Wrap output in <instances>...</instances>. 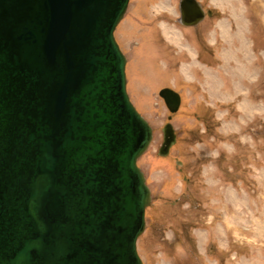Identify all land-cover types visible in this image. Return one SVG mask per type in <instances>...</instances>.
Listing matches in <instances>:
<instances>
[{"label": "water", "instance_id": "water-1", "mask_svg": "<svg viewBox=\"0 0 264 264\" xmlns=\"http://www.w3.org/2000/svg\"><path fill=\"white\" fill-rule=\"evenodd\" d=\"M128 2L0 0V264H142L152 131L115 38ZM204 16L182 0L184 23Z\"/></svg>", "mask_w": 264, "mask_h": 264}, {"label": "rangeland", "instance_id": "rangeland-1", "mask_svg": "<svg viewBox=\"0 0 264 264\" xmlns=\"http://www.w3.org/2000/svg\"><path fill=\"white\" fill-rule=\"evenodd\" d=\"M200 2L204 18L186 24L182 0H130L116 29L128 92L154 130L138 160L152 192L138 253L264 264V0ZM164 87L181 93L178 113ZM167 123L177 140L162 155Z\"/></svg>", "mask_w": 264, "mask_h": 264}, {"label": "bare ground", "instance_id": "bare-ground-1", "mask_svg": "<svg viewBox=\"0 0 264 264\" xmlns=\"http://www.w3.org/2000/svg\"><path fill=\"white\" fill-rule=\"evenodd\" d=\"M186 12V11H185ZM124 14H126V13H124ZM125 15H123V17H124ZM123 17L121 18V20H120V22L122 21V19H123ZM199 19H201V18H199ZM198 19V20H199ZM197 20V21H198ZM120 22H119V24H120ZM203 23V22H202ZM119 24H118V26H119ZM165 27V26H164ZM167 31V30H166ZM170 37V36H169ZM170 40H173L174 42L173 43H175L176 45H177V43H176V41H175V39H172V38H170ZM126 68H127V65H126ZM181 105H182V102H181V104L179 105V108L176 110V111H172L173 113H178L179 112V110H180V108H181ZM164 140V139H163ZM148 147V146H147ZM146 152V151H145ZM144 152V153H145ZM143 154V153H142ZM142 156V155H141ZM150 198H151V196H150ZM149 201H151L150 199H149ZM148 208V207H147ZM144 231L145 230H143L142 232H141V234H140V236H139V238L141 237V235L144 233ZM137 254H138V256H139V253H138V247H137ZM139 259H140V261H141V263H143V261H142V258H140V256H139Z\"/></svg>", "mask_w": 264, "mask_h": 264}, {"label": "crops", "instance_id": "crops-1", "mask_svg": "<svg viewBox=\"0 0 264 264\" xmlns=\"http://www.w3.org/2000/svg\"><path fill=\"white\" fill-rule=\"evenodd\" d=\"M225 19H226V16H225ZM184 33V32H183ZM187 33H189L188 31H186L185 33H184V35H187V36H189ZM190 34V33H189ZM190 37V36H189ZM143 261V260H142ZM144 263V262H143Z\"/></svg>", "mask_w": 264, "mask_h": 264}]
</instances>
